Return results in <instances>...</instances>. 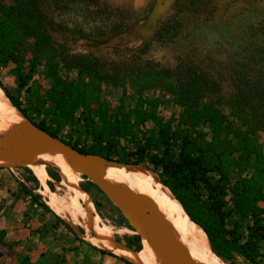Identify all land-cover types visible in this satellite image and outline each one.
I'll use <instances>...</instances> for the list:
<instances>
[{
  "label": "trees",
  "instance_id": "obj_1",
  "mask_svg": "<svg viewBox=\"0 0 264 264\" xmlns=\"http://www.w3.org/2000/svg\"><path fill=\"white\" fill-rule=\"evenodd\" d=\"M215 1L173 0L157 17L146 45L173 41L184 29L183 15L196 16ZM63 16L71 18L81 39L92 43L118 37L146 19L123 7H112L107 0H0V60L29 67L26 74L17 73L18 86L25 92L36 67L41 66L45 76L52 77L51 105L43 111L50 116L72 113L73 107L88 102L84 92L93 94L102 85L123 87L118 68L105 70L104 62L95 54L57 52L53 34L64 27ZM257 33L264 35V24L258 26ZM46 54L58 55L59 61L44 57ZM58 65L75 71L77 78L67 82L57 76ZM228 77L229 94H214L206 71L192 59L179 58L172 81L161 86L167 97L146 99L143 88L133 94H126L122 88L113 114L102 100L97 120L84 127L91 143L87 149L59 137L43 121L34 122L1 81L0 87L29 122L79 152L153 171L188 218L205 233L218 259L229 262L236 254L251 264H261L264 149L257 136L264 134V41L238 59ZM162 106L178 111L165 116ZM32 200L38 201L35 196Z\"/></svg>",
  "mask_w": 264,
  "mask_h": 264
},
{
  "label": "rangeland",
  "instance_id": "obj_2",
  "mask_svg": "<svg viewBox=\"0 0 264 264\" xmlns=\"http://www.w3.org/2000/svg\"><path fill=\"white\" fill-rule=\"evenodd\" d=\"M107 1L112 7H123L131 14L146 19L140 26L118 37L109 38L101 43H92L81 39L74 32L75 25L71 22V18L63 16L61 20L64 27L58 28L53 36L57 43V52L62 51L70 56L93 53L104 62L105 70L117 67L123 87L113 88L102 85L101 89L93 94L84 92L89 98L88 102L73 107L72 113L50 116L44 114L43 111L51 105L48 97L53 86L52 77H46L41 66L36 67L28 82L29 89L25 92L18 86L17 73L26 74L29 67L24 64L25 67L21 65L23 66L21 69L19 64L5 63L0 60L2 86L19 99L21 108L33 118L34 122L43 121L50 131L57 132L59 137L81 148L90 147V138L84 131V127L92 120H97L100 102L105 100L109 105L110 113L113 114L122 88H125L126 94H133L143 88L142 95L146 99L167 97L168 95L161 87L162 84L172 81L173 71L179 58H189L198 63L208 74L212 93L228 95L230 67L264 41V35L257 33L258 26L264 24V0H216L196 16L183 15L184 29L176 39L164 44L154 41L148 46L146 44L152 37L155 24L148 28L146 22L156 0ZM172 2L173 0H162L158 15H161ZM47 55L48 59L54 62L59 61L58 55L46 54L44 57ZM57 76L67 82L77 78L75 71L62 69L61 65L57 67ZM223 108L225 112L229 111L226 106ZM161 110L165 116L178 111L177 108L167 106H162ZM152 125V123L147 124L148 127ZM257 138L264 149V134H258ZM9 168L20 169L31 179L38 190V196L45 202L39 192L41 185L29 168L24 165ZM46 169L49 176L47 181L49 188L51 190L60 188V193H63L64 188L58 184L59 178L56 171L51 167ZM80 178V187L84 186L91 198L90 200L84 193V200L91 201L100 219L113 228L115 241L127 248L142 249L144 240L142 228L132 225L130 221L128 223L124 215L103 192L85 177L80 175ZM72 228L81 240L90 244L84 240L85 232L82 229ZM120 229L127 231L118 232ZM222 262L224 264H251L236 254H233L229 262Z\"/></svg>",
  "mask_w": 264,
  "mask_h": 264
},
{
  "label": "bare ground",
  "instance_id": "obj_3",
  "mask_svg": "<svg viewBox=\"0 0 264 264\" xmlns=\"http://www.w3.org/2000/svg\"><path fill=\"white\" fill-rule=\"evenodd\" d=\"M27 125V121L9 102L0 87V136L18 135ZM14 165H24L31 170L41 185L39 192L46 205L71 227L82 229L85 232L83 238L88 243L133 264H164L163 256L158 255L149 245L146 229L136 220L129 219L132 225L142 228V249L134 251L115 243L113 228L100 219L91 201L84 200L86 191L80 187V175L60 151H46L25 160H14L5 166ZM47 167L56 171L59 178L57 183L64 188L63 193H60V188H49ZM101 176L107 183H125L137 193L150 195L157 211L173 232L178 249L183 253L198 263L224 264L211 250L205 233L188 218L180 203L153 171L135 165H107ZM126 231L120 229L118 232Z\"/></svg>",
  "mask_w": 264,
  "mask_h": 264
},
{
  "label": "crops",
  "instance_id": "obj_4",
  "mask_svg": "<svg viewBox=\"0 0 264 264\" xmlns=\"http://www.w3.org/2000/svg\"><path fill=\"white\" fill-rule=\"evenodd\" d=\"M37 193L20 169L0 166V264H127L80 241Z\"/></svg>",
  "mask_w": 264,
  "mask_h": 264
},
{
  "label": "water",
  "instance_id": "obj_5",
  "mask_svg": "<svg viewBox=\"0 0 264 264\" xmlns=\"http://www.w3.org/2000/svg\"><path fill=\"white\" fill-rule=\"evenodd\" d=\"M161 1L156 0L150 11L146 22L148 28L156 24ZM23 118L28 125L20 134L0 136V166L9 168L11 166L5 165L14 160H25L46 151H60L69 160L73 170L103 192L128 223L129 219H133L146 229L149 245L158 255L163 256L164 264H202L178 249L173 232L157 211V206L151 197L137 193L125 183H107L101 176L104 166L130 165L99 155L79 152L60 138L41 130L24 116ZM115 243L125 247L116 241Z\"/></svg>",
  "mask_w": 264,
  "mask_h": 264
},
{
  "label": "flooded vegetation",
  "instance_id": "obj_6",
  "mask_svg": "<svg viewBox=\"0 0 264 264\" xmlns=\"http://www.w3.org/2000/svg\"><path fill=\"white\" fill-rule=\"evenodd\" d=\"M86 191V190H85ZM87 192V191H86ZM88 193V192H87Z\"/></svg>",
  "mask_w": 264,
  "mask_h": 264
}]
</instances>
